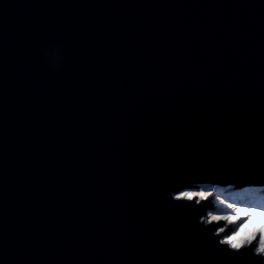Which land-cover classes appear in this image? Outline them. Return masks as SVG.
<instances>
[{"label":"water","instance_id":"obj_1","mask_svg":"<svg viewBox=\"0 0 264 264\" xmlns=\"http://www.w3.org/2000/svg\"><path fill=\"white\" fill-rule=\"evenodd\" d=\"M262 173L264 0H0V264H220L165 190L264 206Z\"/></svg>","mask_w":264,"mask_h":264},{"label":"snow or ice","instance_id":"obj_2","mask_svg":"<svg viewBox=\"0 0 264 264\" xmlns=\"http://www.w3.org/2000/svg\"><path fill=\"white\" fill-rule=\"evenodd\" d=\"M34 57L50 73L59 72L66 61L65 50L62 44L56 41H42L37 44ZM200 123L205 126L217 123L229 126L232 123V117L225 108L217 106L205 113ZM165 191L168 202L173 207L196 210V234L203 236L207 241V250L220 258V264H264V249H260L261 232L264 231V226H261L258 232L253 231L248 235H242L239 228H230L226 232L224 226L209 227L214 221L224 220L231 223L233 216L216 215L212 212H208L206 216L203 215L201 209L205 207V204L201 202L207 201L213 195V188L208 187L207 182L190 180ZM216 199L220 204H225V200L219 196ZM226 206L235 212L236 218H239L242 211L259 212L264 216V206L257 208L252 205H237L230 201Z\"/></svg>","mask_w":264,"mask_h":264},{"label":"rangeland","instance_id":"obj_3","mask_svg":"<svg viewBox=\"0 0 264 264\" xmlns=\"http://www.w3.org/2000/svg\"><path fill=\"white\" fill-rule=\"evenodd\" d=\"M208 187L213 188V195L212 196H217L218 195L221 199L225 200V204H222V205L226 209H230V208H227V206H226L227 202H229V201L232 202V203H234V204H237V205H252V206H255L257 208L261 207L260 205H256V204H253V203H250V202H247V201H244V200H241V199H238V198H235V197L226 195V194H222V193L216 192V186H208ZM256 213L257 212H255V213H252V212L245 213V212L242 211L240 213L239 218H236L235 212L218 213L216 215H225V214H227V215L233 216V220H232L231 223H229L228 221H226L225 230H228V229L232 228V225H233L234 222L239 221V220H242V219H243L242 226H244L246 223H248L249 221H251V219L254 216L257 215ZM221 221H224V220H221ZM258 230L259 229L255 230V231L258 232Z\"/></svg>","mask_w":264,"mask_h":264},{"label":"bare ground","instance_id":"obj_4","mask_svg":"<svg viewBox=\"0 0 264 264\" xmlns=\"http://www.w3.org/2000/svg\"><path fill=\"white\" fill-rule=\"evenodd\" d=\"M256 214L257 215L254 216L251 221L241 227L240 232L242 235L251 234L253 231L260 229L261 226H264V217L259 215V212H257Z\"/></svg>","mask_w":264,"mask_h":264},{"label":"clouds","instance_id":"obj_5","mask_svg":"<svg viewBox=\"0 0 264 264\" xmlns=\"http://www.w3.org/2000/svg\"><path fill=\"white\" fill-rule=\"evenodd\" d=\"M260 249H264V231L261 232Z\"/></svg>","mask_w":264,"mask_h":264},{"label":"trees","instance_id":"obj_6","mask_svg":"<svg viewBox=\"0 0 264 264\" xmlns=\"http://www.w3.org/2000/svg\"><path fill=\"white\" fill-rule=\"evenodd\" d=\"M261 192V191H260ZM262 193V192H261Z\"/></svg>","mask_w":264,"mask_h":264}]
</instances>
